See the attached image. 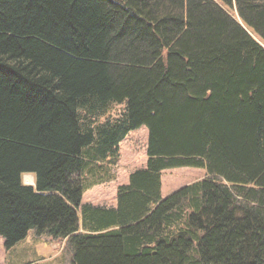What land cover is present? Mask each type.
I'll return each instance as SVG.
<instances>
[{"label":"trees","instance_id":"trees-1","mask_svg":"<svg viewBox=\"0 0 264 264\" xmlns=\"http://www.w3.org/2000/svg\"><path fill=\"white\" fill-rule=\"evenodd\" d=\"M264 0H0V236L71 264H264ZM124 104L121 116L107 113ZM147 166L115 206L120 144ZM206 177L168 196L162 174ZM35 176V186L24 183ZM24 264H37L31 261Z\"/></svg>","mask_w":264,"mask_h":264},{"label":"rangeland","instance_id":"rangeland-1","mask_svg":"<svg viewBox=\"0 0 264 264\" xmlns=\"http://www.w3.org/2000/svg\"><path fill=\"white\" fill-rule=\"evenodd\" d=\"M254 37L260 40L257 35ZM262 44L264 45L263 42ZM125 108L124 104L112 105L107 113V118L113 119L121 116ZM148 143L149 130L146 125L130 132L120 144V158L113 168L114 178L88 189L83 202L115 206L119 185L127 183L132 172L147 166ZM206 174L204 168L197 167H176L164 170L162 174L163 196H168L184 185L205 178ZM23 179L24 183H35L32 174H26ZM68 243V239L56 240L47 234H38L36 229H32L25 240L8 250L5 238L0 236V264H24L31 261H36L37 264H71L72 253Z\"/></svg>","mask_w":264,"mask_h":264},{"label":"crops","instance_id":"crops-1","mask_svg":"<svg viewBox=\"0 0 264 264\" xmlns=\"http://www.w3.org/2000/svg\"><path fill=\"white\" fill-rule=\"evenodd\" d=\"M33 175V174H32ZM34 176V175H33ZM34 182H35V176H34ZM33 185H35V183L33 184Z\"/></svg>","mask_w":264,"mask_h":264}]
</instances>
